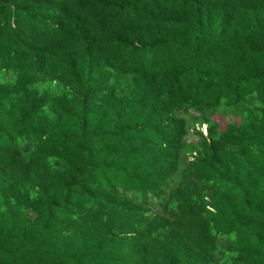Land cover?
Instances as JSON below:
<instances>
[{"label": "trees", "instance_id": "trees-1", "mask_svg": "<svg viewBox=\"0 0 264 264\" xmlns=\"http://www.w3.org/2000/svg\"><path fill=\"white\" fill-rule=\"evenodd\" d=\"M227 254L264 264V0H0V264Z\"/></svg>", "mask_w": 264, "mask_h": 264}, {"label": "rangeland", "instance_id": "rangeland-1", "mask_svg": "<svg viewBox=\"0 0 264 264\" xmlns=\"http://www.w3.org/2000/svg\"><path fill=\"white\" fill-rule=\"evenodd\" d=\"M192 116H196L195 114H191ZM214 121H216L222 130L226 129L227 124L229 122H239V119L233 116L232 114H228L227 116H214ZM197 129H202L203 133L207 135V126H199L196 125ZM194 128L190 129L189 135L187 137V140L189 143H195L197 142V137L194 132ZM149 208H151V211L155 214H160L162 212V209L160 207V204L157 200H153L149 205H147ZM222 264H235V255L233 254H227L226 257L223 259Z\"/></svg>", "mask_w": 264, "mask_h": 264}]
</instances>
